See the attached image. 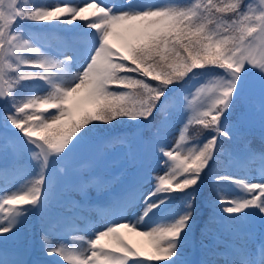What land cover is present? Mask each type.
<instances>
[{
	"label": "snow or ice",
	"instance_id": "1",
	"mask_svg": "<svg viewBox=\"0 0 264 264\" xmlns=\"http://www.w3.org/2000/svg\"><path fill=\"white\" fill-rule=\"evenodd\" d=\"M128 3L126 10H113L103 0H85L77 7L68 0L33 7L24 0H0V81L6 85L0 86V169L7 172L17 156L28 153L38 169L22 193L5 195L9 189H0V264H30L24 259L18 235L32 211L39 213V239L43 241L39 247L49 258L59 257L69 264H129L130 260L131 264H192L184 252L196 243L193 229L199 189L206 178L217 189L212 203L221 216L220 229L233 239L217 235L205 244L210 231L207 218L200 228L202 254L198 264H264V175L256 182L236 179L227 169H218L217 150L218 145L224 148L225 141L234 142L257 122L264 130V7L253 9L248 4L245 11L241 0L226 4L221 0V5L208 0V12L215 9L233 14L235 18L229 22L205 16L199 3L185 6L168 2L142 10L131 6L132 0ZM89 9L95 10L91 13L94 19L83 16ZM78 18L95 30L99 43L85 48L87 62L82 70L67 82L57 83L53 77L60 74L61 80L65 79L73 56L53 59L23 38L20 25L53 19L72 24ZM212 23L215 29L207 27ZM85 43L83 37L65 36L63 51H76ZM5 68L12 70L10 77H6ZM197 69H220L223 75L208 76L211 88L196 90L206 98L188 123L194 120L210 131L202 144L189 148L185 155L181 142L186 124L179 127L180 138L174 145L164 135L165 128L173 124L170 106L176 98L166 92L186 77L191 83L202 74ZM250 72L257 77L259 89L246 92ZM36 80L45 81L49 91L18 95L24 82ZM24 96L27 98H21ZM39 108L54 111L45 117L36 111ZM176 112L181 113L180 109ZM126 119L147 122V128L156 131L147 139L142 132L132 134V142L118 162L120 172L111 177L120 184V191L107 202L112 214L101 230L85 241L90 255L80 258L49 244L50 232L75 227L74 209L79 206L73 202L67 213H53L52 201L64 208L63 193L69 190H78L87 200L82 169H99L106 160L107 153L100 145L109 137L89 144V134L102 125ZM9 141L13 142L11 147ZM80 153L85 155L78 156ZM153 154L162 157V171L145 176ZM78 158L86 161L81 167L76 166ZM260 159L264 162V150ZM57 162L64 164L63 176L48 174ZM154 172L157 175L153 176ZM229 185L247 195L221 196ZM173 193L183 194L181 203L169 207ZM141 202L143 208L138 209ZM129 210L131 215L126 216ZM157 212L168 222L149 226ZM238 225L249 231L241 232ZM254 230L259 232L255 244L236 242V237H252ZM130 234L142 239L134 243Z\"/></svg>",
	"mask_w": 264,
	"mask_h": 264
},
{
	"label": "rangeland",
	"instance_id": "2",
	"mask_svg": "<svg viewBox=\"0 0 264 264\" xmlns=\"http://www.w3.org/2000/svg\"><path fill=\"white\" fill-rule=\"evenodd\" d=\"M141 1H145L143 3H140ZM24 2L29 6L33 7L35 4L37 6L39 5H53L57 4L58 0H24ZM61 3L65 2V0H60ZM70 2L71 6L77 7V6H83L85 3V0H68ZM91 2V0H89ZM121 3L119 8L120 10H126L130 7L128 0H103V3L109 7L114 8L118 3ZM201 0H198L197 3H201ZM140 3V4H139ZM164 2L163 0H132L131 6L137 7L139 10H142L144 7L148 5H161ZM256 4L259 7H264V4L261 3V0H249L248 4ZM178 5H187L186 3H180ZM202 7V6H201ZM256 8V7H255ZM115 9V10H117ZM254 9V8H253ZM95 11L94 9H91V13ZM91 13H89L86 17L89 19H94L95 17L91 16ZM99 15V13H97ZM87 22L82 20H76L72 24H65L60 21H56L53 19L50 22L45 23H33L31 21L24 22L20 25V27L23 29L22 36L25 39H29L31 43H33L36 47L40 48V51L46 52L48 55H51L53 59H61L63 55H72L73 61L67 65L66 71L64 73L65 79L61 80V75L58 74L53 77V79L57 83H65L68 79L71 78V75L74 73H77L78 71L82 70L84 67L86 61L85 57V48L89 46V44L92 47H95L99 43L97 34L95 33V30L88 28ZM70 35H76L85 38L86 42L85 44L81 45L80 48L73 52H64L63 51V37L70 36ZM23 55H35L34 53H25ZM12 70L5 68L6 77H9L10 72ZM57 73H59L60 70H54ZM223 75V74H222ZM208 76H211V74H208L207 72L202 73L201 75H198L194 80L191 81V83H187L186 85L182 86L179 91L177 92L176 98L174 103L170 106L171 110L174 112L172 115V122L173 124L170 126H167V130L164 132V135L167 139V142L169 144H173L175 141H178L180 138V133L178 131L179 127L182 125L185 120L193 118L196 114L197 109L199 106L205 102V95H197L196 90L197 88H211L210 78H207ZM30 82L32 84L30 91L27 92L26 95H43L49 91V85L45 81H26ZM25 82V83H26ZM259 89V81L257 77L253 73H248L246 76V89L245 91H256ZM182 93V94H181ZM191 93V94H190ZM22 98H27L22 97ZM177 109H180L181 113L176 112ZM31 111V110H29ZM37 112H43L44 116L46 117L49 115L52 111V109H46V108H39L36 109ZM44 118V117H42ZM0 130H2V124H0ZM253 126L259 127L261 130L260 124L257 122ZM183 144V141L181 142ZM10 147L12 146L13 142L9 141ZM127 144L123 141L121 137H116L111 140L110 143H105L103 151L107 153L106 160L104 162V165L99 168V175H96V180H101L99 182H91L88 180V172L89 169L84 168L82 169V176L87 181L84 185V187L88 190L89 197L87 200L80 194L78 190H69L67 192H64L63 195L66 197V203L64 208H61L56 200H53L50 207L54 209L55 212L64 211L67 213V209L72 207V203L76 202L77 205H79L77 208L74 209L75 211V226L77 228L76 231L69 232L68 228H61L57 229L54 232H50L48 237V243L56 245L57 247H62L67 251L73 252L76 256L83 258L86 255H90V253L87 251V245L85 241H87L89 238L93 237L95 235V232L98 230H101V227L104 223L107 222V219L112 214V209L108 205V201L111 199L113 195L118 193L120 191V184L119 182H112L111 177L114 175H118L120 172V162L122 159L123 154V147ZM192 148V147H190ZM189 148H186V146L183 147V154H187ZM31 155V154H30ZM84 153L78 154V156H83ZM237 158V162L234 160L227 162V170L236 178V179H243V180H249L251 179L253 182H256L259 176L264 175V162L260 161V154H256L251 159V156L249 155L247 150H241L236 151L232 154ZM31 157L29 154H26V158ZM51 157V156H50ZM162 159L157 154H153L151 157L147 169L145 170V176H147L148 172L150 171H162V169L159 168V162ZM30 158L25 160L22 165H17V168L10 167L7 172H5L3 169H0V189L7 187L9 189L8 192L3 193L5 195H10L12 192H23L27 189L26 180L23 181L25 177V166L30 164L29 163ZM27 162V164H25ZM17 161H15V164ZM86 163L85 160L79 159L77 160V167H81ZM55 165H58L60 169H64V164L62 162H57ZM259 173V175H258ZM163 174V173H159ZM157 175V173H153V176ZM58 176V175H56ZM182 178V177H181ZM109 180L113 183V186L111 187H117L115 190H113L109 194H105L104 191L102 193L99 192V189H97L100 185H106L109 183ZM110 187V188H111ZM147 187V186H146ZM57 191H60V189H57ZM101 194V196L99 195ZM221 196L227 195L228 197H241L246 196L247 193L235 186V185H229L226 189H224L221 193ZM97 196V198H96ZM250 198V197H249ZM204 207H210V210L212 211V215H209L207 218H210V231L208 233V239L204 240L205 244H209L212 242V240L215 239L217 235L220 236L221 239L231 240L233 237L226 232L221 231L220 225L222 224L220 213L217 212L216 208L213 207V203L210 205L203 204ZM138 209L143 208V204L138 203L136 205ZM171 207V206H170ZM203 210V209H202ZM53 212V213H55ZM32 212L27 213V216L29 217L28 220L25 222V224L20 228L18 239L21 241L22 246L24 247V256L28 255V260L26 257V262H30V264H50L49 262L42 259L39 255H43L42 250L40 249L39 245L40 243H43L39 239V234L36 228V225H34L33 220L30 219V215ZM125 215H131V210H129ZM163 214L160 212H157L156 215L153 217L152 221H150V225L152 226L157 223H167V219H163ZM206 218V220H207ZM198 222L200 223V226H198ZM205 221L197 220L196 224L193 229V237L195 240V246L185 249V256L192 262V264H198L199 258L201 256V249L199 244V238H200V228L203 226ZM237 228L241 232H247L249 231L248 228L237 226ZM41 230V227L39 228ZM126 231V230H122ZM255 234L252 237L244 236L243 240L240 239V237H236V242H244L247 243L249 246L256 243V239L259 236L258 230H254ZM40 233V231H39ZM80 237H83V241L80 239ZM37 238V239H36ZM65 239L66 241H63L62 239ZM130 238L135 243L142 238L136 237L134 234H130ZM35 251L34 255L36 257L30 256L31 251ZM30 257V258H29ZM53 259V258H52ZM57 264H69L68 261L63 262L59 259V257L53 259ZM129 264H131V260L129 261Z\"/></svg>",
	"mask_w": 264,
	"mask_h": 264
},
{
	"label": "trees",
	"instance_id": "3",
	"mask_svg": "<svg viewBox=\"0 0 264 264\" xmlns=\"http://www.w3.org/2000/svg\"><path fill=\"white\" fill-rule=\"evenodd\" d=\"M213 3L217 5H221V0H212ZM234 2V0H223V3H230ZM249 0H241V6L242 8L247 11V5ZM196 4L193 2L191 5ZM207 4L205 2L201 3V11L204 12L205 16H208L209 18L213 19H219L223 17L224 20L231 21V19H234L232 13L226 12V13H217L215 12V9H212L211 12H208L205 8ZM254 9L258 8L256 4H251ZM256 7V8H255ZM207 27L209 29H215L216 25L215 23L208 24ZM197 73H205L211 75H222L223 72L220 69H215L214 71H208L206 69H197L195 70ZM12 75V71L10 72L9 77ZM191 75V74H190ZM151 83L155 84V81H151ZM188 83V78H185V81H182L179 84H174L169 86L168 91L166 92L167 96H176L179 89L186 85ZM0 86H6L3 84L2 81H0ZM31 89V84L29 82H24V84L19 89L18 95H26L28 91ZM25 97V96H24ZM22 98V97H21ZM25 99V98H24ZM151 119V118H150ZM1 126V125H0ZM2 128V127H1ZM168 128H165V131ZM156 130L154 128H147V122L144 121H137V120H124L123 122H117L113 121L112 125H102L98 128H96L92 133L89 134L88 137V143L92 144L97 142L101 138H107L109 137L105 143H110L112 139L123 136L125 139H128L132 142L134 133L142 132L144 138H149L153 135V133ZM164 131V132H165ZM209 129H205L202 125L196 123L194 120L192 123L187 122V127L184 130V136L185 139L183 141V145L186 146V148L195 147L199 144H202L204 139L208 136ZM264 134V130H261L259 127L252 126L251 130L245 129L243 135H241L239 138L235 139L234 142L229 143L228 141H225L224 148H220L218 145V151L220 152V157L218 160V169L223 170L227 168V162L229 161L230 157L229 155L231 153H234L238 150V148L242 149H251L255 154H260L262 150H264V140L261 139V135ZM220 139H224L221 137ZM104 144L100 145V147L103 149ZM26 157V154L21 156L20 162ZM49 159H53V157H49ZM30 175L29 178H33L35 176V173L38 171L36 167V162L32 160L30 157ZM48 174H56L55 172V166L52 171V173ZM27 177V176H26ZM30 186V185H29ZM28 186V187H29ZM217 189L215 185H211L210 179L206 178L204 183L200 186L199 189V196H198V212L196 216V220L200 219L205 220L207 215H210V208L204 207L203 204H211L216 196ZM182 193H173L172 199L169 201L172 206H179L181 203ZM203 209V210H202ZM32 216V215H31ZM200 225V223H197Z\"/></svg>",
	"mask_w": 264,
	"mask_h": 264
},
{
	"label": "bare ground",
	"instance_id": "4",
	"mask_svg": "<svg viewBox=\"0 0 264 264\" xmlns=\"http://www.w3.org/2000/svg\"><path fill=\"white\" fill-rule=\"evenodd\" d=\"M73 1H78V0H73ZM89 13H91V9L88 10V12L84 13L83 16H87ZM78 20L82 21L81 19L78 18ZM259 175V173H258ZM246 181V180H245Z\"/></svg>",
	"mask_w": 264,
	"mask_h": 264
}]
</instances>
